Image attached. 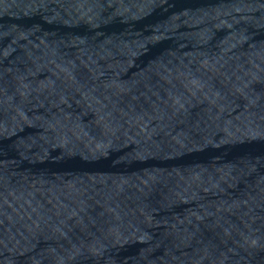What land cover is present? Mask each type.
<instances>
[{
  "label": "water",
  "instance_id": "1",
  "mask_svg": "<svg viewBox=\"0 0 264 264\" xmlns=\"http://www.w3.org/2000/svg\"><path fill=\"white\" fill-rule=\"evenodd\" d=\"M0 196L73 264H264V0H0Z\"/></svg>",
  "mask_w": 264,
  "mask_h": 264
}]
</instances>
